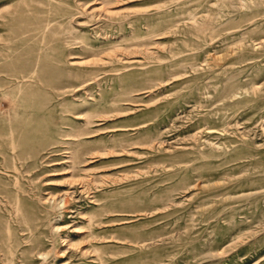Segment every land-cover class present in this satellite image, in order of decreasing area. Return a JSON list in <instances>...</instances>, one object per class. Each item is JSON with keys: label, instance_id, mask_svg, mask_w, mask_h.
Returning a JSON list of instances; mask_svg holds the SVG:
<instances>
[{"label": "rangeland", "instance_id": "374dc122", "mask_svg": "<svg viewBox=\"0 0 264 264\" xmlns=\"http://www.w3.org/2000/svg\"><path fill=\"white\" fill-rule=\"evenodd\" d=\"M109 1L0 0V264H264V0Z\"/></svg>", "mask_w": 264, "mask_h": 264}, {"label": "bare ground", "instance_id": "6f19581e", "mask_svg": "<svg viewBox=\"0 0 264 264\" xmlns=\"http://www.w3.org/2000/svg\"><path fill=\"white\" fill-rule=\"evenodd\" d=\"M109 1V0H108ZM107 2V1H106ZM110 2V1H109ZM38 18V16L36 17ZM40 18V17H39ZM35 19V18H34ZM51 20V19H50ZM33 21V19H32ZM34 25H37L38 27H43L45 28L47 25V21L43 20V19H37L34 20ZM56 24V22H55ZM53 26V25H52ZM46 29V28H45ZM36 30V29H35ZM39 31V29H38ZM37 32V31H36ZM46 33V32H45ZM42 39V38H41ZM43 40V39H42ZM42 44V43H41ZM14 130L10 129L6 136H9L11 139L14 136ZM20 135V134H19ZM15 139V138H14ZM13 142V141H12ZM15 144V143H14ZM14 144H13V148H14ZM12 146V143L10 144ZM16 148V147H15ZM16 151V150H15ZM78 158L76 156L72 157V160L74 162L78 161ZM13 166V165H12ZM15 166V165H14ZM10 167V166H9ZM11 169L13 170V172H5V177L11 179L10 183H9V187L5 188V189H1L0 190V204L2 205V208L4 210L5 213V217L3 218V222L2 224L0 223V230L3 232V237L1 238V247H0V251L1 253H4V256L7 255L10 256L12 259L14 258V256L17 257V253L19 251H17L13 245H12V235L15 232H19V233H23V235H21V241L25 242L28 241L32 234H34V232L36 231L37 233V229L34 228H30L28 225H26V223L22 220V209H23V205H22V198L20 196V193L23 192L22 187H21V183H19L18 179H19V174L15 173L14 171H16V167H11ZM11 170V171H12ZM18 170V169H17ZM21 170V169H20ZM10 171V170H9ZM4 172V171H3ZM3 175V174H2ZM81 176V175H79ZM74 193V192H73ZM41 202V201H40ZM65 205V198L60 199L59 202L55 203V208L57 209H62L63 206ZM66 206V205H65ZM26 208V207H25ZM58 217L61 218V214L58 215ZM20 221L23 223H25V229H21L19 226ZM75 229V228H74ZM76 230V229H75ZM77 231V230H76ZM75 231V232H76ZM92 234V233H91ZM90 234V236H91ZM95 234V233H93ZM1 236V235H0ZM35 236H37L35 234ZM33 237V236H32ZM31 240V239H30ZM34 251V250H33ZM21 254V253H20ZM36 255H38L39 257L43 258L44 254L40 253V252H35ZM3 256V255H2ZM1 256V257H2ZM5 258V257H4ZM6 259V258H5ZM11 259V260H12ZM10 260V264H12V261ZM7 261V260H6ZM9 262V260H8ZM14 264V263H13Z\"/></svg>", "mask_w": 264, "mask_h": 264}]
</instances>
